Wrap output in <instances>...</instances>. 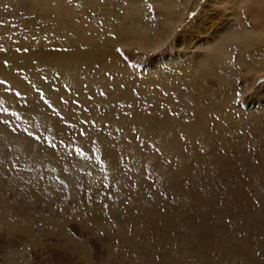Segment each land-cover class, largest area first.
I'll use <instances>...</instances> for the list:
<instances>
[{
	"label": "rangeland",
	"instance_id": "obj_1",
	"mask_svg": "<svg viewBox=\"0 0 264 264\" xmlns=\"http://www.w3.org/2000/svg\"><path fill=\"white\" fill-rule=\"evenodd\" d=\"M50 3L52 6L64 3L73 12L67 11V16H64L65 20L62 22L56 14H52L54 17L51 16L49 21L47 17L51 10L56 11L52 6H37L32 0H0V56L16 49L17 52L19 51L16 52V56L21 59L35 52H39L40 57L45 59L57 57L58 53H61L59 49L66 48L64 41H67L66 38L71 35L72 28L69 26L71 23L80 26L77 28L78 35L75 38L84 39V35L93 36L91 45L100 43L103 46L110 39L115 41L122 37L115 50L107 44L104 51L111 52L110 54L116 52L115 56L121 60L122 67L129 70L133 77H139L134 88L141 89L143 86L139 83L142 84L143 81L145 85H154L157 81L156 86H151V89L159 91L161 95L159 97L148 93V100L151 96L163 100L172 98L174 104L168 106L179 108V96L183 93L190 96L187 98L193 102L195 108L197 107V113L206 110L205 113L213 115L217 123L222 125L220 135L217 131L213 132L215 144H218L224 136L223 132L229 124L228 121H232L237 126L232 131L228 126L233 137L224 136L223 138H227L222 141L229 150L236 144V154L232 150L229 155L237 164H245L244 168L230 171V176H233L230 187L233 188L228 194L235 200L234 209L237 211L231 216L220 214V218L225 216L222 220L217 214L208 216L205 226L207 228L205 233L208 234H205V239L196 238L192 244L187 242L188 238L179 237L180 229L185 225H179L178 229L173 230L168 227L169 220L158 223L161 226L160 230L166 232L163 239L152 233H148L149 237L143 238L138 235L133 225L123 224L119 216L113 215L112 218L106 206L109 196L115 192L119 194L122 192L121 195L128 200H135L129 184L138 176L135 170L131 171L135 166L129 164L124 152L117 154L119 144L109 147L111 153L114 152L113 155L120 158L119 169L114 174H110L107 147L103 150L104 146L93 137L83 140V137L71 136L70 133L74 129L79 128L80 131V127L74 121L70 120L62 126L65 127L63 134L68 137L62 141L60 137L54 135L60 133L61 129V131L53 130L50 124L31 122L29 117L19 114L16 110L9 111L0 103L2 118L24 127L31 134L30 136L39 137L38 140H42L48 148L54 150L50 151V154H45L46 156L43 155L36 162L30 160L23 162L21 160L23 153L17 150L8 164L5 160L6 144L3 149L0 146V264H154L152 257L145 256V252L149 249L154 253V259H164L167 264H175V262L195 264L198 258L195 259L193 251H201L199 249H202L205 256V264H229L227 261L235 258L238 260L237 264H245L246 256L236 250L235 240L247 239L246 233L255 224V220H264V0H50ZM107 3L110 5L106 6ZM149 4L152 6L151 9L148 7ZM247 7L250 9L248 10ZM168 11H172L173 17L166 15ZM131 15L133 19L129 18ZM126 17L130 19V26L127 28V24L125 25L127 30L123 29L122 24L123 18ZM169 17L171 19L168 21ZM33 19L35 23H26ZM67 21L70 23L67 24ZM224 26L229 27L226 32L229 43L224 52L225 56L220 57L215 63L217 73L200 72L201 57L210 56L208 58L210 61L215 58L211 57L207 48L215 41L214 36H223L216 30ZM130 29L132 31L138 29L137 34L149 31L151 43L149 42L146 48L141 47L128 35L127 31ZM245 31L250 34V39L243 35ZM126 41L133 43L127 47L124 44ZM69 44L70 48H73L74 41H69ZM75 48V54L80 52L79 45ZM94 48L95 45L92 49ZM85 58L91 60L88 55ZM28 59L25 60L27 65ZM104 59L90 61L92 64L89 68L93 73L99 70L102 75L112 74L113 77L114 74L107 70L110 66L103 65ZM59 73L62 72L58 70L54 75L55 81L59 80ZM185 76L188 77L187 82L191 83L192 87L185 84L186 86L181 87L182 92L174 88L166 91V86L164 87V84L162 86L164 81L179 86V81ZM96 80L99 81L100 78ZM116 82L114 81L115 84ZM135 90L132 91L134 97L142 99L143 96ZM195 93L200 95H194ZM42 94L36 93L35 96L41 98ZM108 95L107 92L103 93L104 98ZM17 98L23 100L21 95ZM51 101L44 99L48 109L54 106ZM227 101H229L228 105ZM119 102L124 107L127 106L126 108H132L129 102ZM119 102L116 112L128 115V112L124 111L126 108L123 110ZM76 106L81 108L80 103ZM185 111L189 113L188 109L182 110L186 113ZM175 113L173 117L176 116ZM51 114L54 117L60 116V121H62L61 117L64 118V112L56 108ZM131 114H129L130 120L134 121L136 117ZM201 116L198 119H205ZM189 119L193 122L196 119L195 115L190 116ZM131 123L135 125L134 122ZM203 124L207 126L208 122ZM210 125L211 128L215 127ZM119 129L116 127V130L121 131ZM130 130L134 132L133 134H137L134 128ZM193 133L200 136L196 131ZM87 140L91 141V145L86 142ZM61 149L78 151L77 157L73 159L76 170L66 169L65 179H61L59 170L53 166L51 160L52 156L63 152ZM187 153L189 156L195 154ZM248 154L250 158L246 157ZM179 158L181 159V156ZM159 162L149 164L151 169L154 168L153 174L161 172L163 162L162 160ZM230 165L232 166L231 160L227 166ZM143 166L142 163L141 167ZM246 167L250 171L246 172ZM171 172L167 173L169 182L173 177ZM153 174L146 177L147 180L142 179L147 181L145 185L153 184L155 179ZM224 177L226 181L224 182L228 186L231 178L229 175H222L221 180ZM106 178L108 180L111 178V185L108 180L103 183ZM235 178H238L240 183H237ZM186 190L189 195L196 193L191 191V187ZM178 193L179 190L173 189L172 198L175 199ZM115 195L117 196V193ZM178 204L182 214L185 215L188 204L180 199ZM131 205L126 207V212L128 219L133 222L135 211L130 207ZM218 206L216 203V207ZM195 207L193 218H199L202 209L199 205ZM2 213L5 215L2 216ZM134 216L136 217V214ZM244 218L247 223L243 221ZM219 220L224 223L219 225ZM230 224L231 229L227 227ZM213 226H216L214 229L217 231L221 228L220 235L214 236V239L210 231ZM162 240L167 244L166 249L158 248ZM189 244L188 251L179 250L180 247L184 248ZM176 246L177 251L174 249ZM222 248H225V254L219 252Z\"/></svg>",
	"mask_w": 264,
	"mask_h": 264
},
{
	"label": "bare ground",
	"instance_id": "obj_2",
	"mask_svg": "<svg viewBox=\"0 0 264 264\" xmlns=\"http://www.w3.org/2000/svg\"><path fill=\"white\" fill-rule=\"evenodd\" d=\"M32 1L37 6H52L50 0ZM171 3L174 5L173 2ZM174 3L176 4V2ZM109 5L110 4L107 3L106 6ZM52 7H54L56 11L51 10L47 17L49 21L51 20V16L54 17L52 14H56L59 20L62 22L65 20L64 16H67V11L69 13L72 11V9H70L64 3H59L57 6ZM247 9L249 10L250 8L247 7ZM171 12L172 11H168L166 15L173 17ZM129 18L133 19L134 17L131 15ZM129 18H123V29H126V24L127 28L130 26ZM170 19L171 18L169 17L168 21ZM26 23H35V20H28ZM68 23L70 22L67 21V24ZM73 25L72 23L69 25L72 28L71 35L66 38L67 41H64L66 48L59 49L61 53H58L57 57H48L45 59L44 57H40L39 52H35L30 56L27 55L29 57V59L26 57L29 61V64L27 65L26 58L21 59L16 56V49L13 52L0 56V103L4 104V108L8 109L9 111L16 110L19 114L29 117L31 122L35 121L37 124L42 122V125L50 124L52 125L51 127L54 128L53 130L61 129L62 131L60 130V133L57 132L54 133V135L58 138L60 137L62 141L67 137L66 134V136L63 134L65 133V127L62 126L70 120L74 121L77 126L80 127V131L79 128L78 130L74 129L70 133L71 136L81 138L83 137V140L93 137L104 146L103 150L107 147V157L109 159L108 161L110 162L108 170L111 171L110 174H114V172H117V169H119L120 158L115 157V155H113L114 152L111 153L112 151L109 150V147L119 144L117 148L118 150H116L117 154L119 152H124L123 154L129 160V164H133L135 166V168H132L131 171L134 172L135 170L138 176L136 180L134 179L135 183H133L134 180H131V183L129 184L131 188L130 191L133 193L132 197L135 200H128V198H125L124 195H121L122 192L120 194L115 192L109 196L110 198H108L109 200L106 203V206L112 218H114V216H119V219L123 224H126L127 226L133 225V227H136L135 229L139 236L147 238L149 237L147 236L148 233H152V235H157L163 239V237L166 236V232H162V229L160 230L161 226L158 223H165L166 220H169L170 224L168 227L173 230L178 229L179 225H185L180 229L179 237L182 239L188 238L187 242H190V244H192L193 240L196 238L205 239V234H208L207 232L205 233V229H207L205 226L208 222L206 218L208 216L211 217L213 214H217L219 219L222 220L225 216L220 218V214L231 216L237 211L234 209L235 200H233L230 194H228V192L231 193L233 188L230 187L231 182H233V176H230V171L233 169L236 170V168H244L245 164H237L229 155L232 150L234 151L233 153L236 154V144L232 148L230 147V151L227 149L225 142H222L227 138H223L224 136L228 135L230 138L233 137V133L229 132L228 126H230L231 131L237 126L234 125L232 121H228L229 124L223 132L224 136L221 137L222 139H220L218 144H215L216 140L213 137V132L217 131L219 134V131L222 130V125L217 123V119L213 118V115H211V117L209 113H205L206 110H204V112L199 111L197 113V107L195 108L193 106V102L187 98L190 96L185 95V93L181 94L179 96V106L181 108H171L168 105L171 106L174 104L172 98H166L165 100H163V98L160 99V92L151 89V86H156L157 81L154 85H145L143 81L142 84L140 82L139 85H142L143 87L145 85L144 89L143 87H141V89L134 88V85H136L135 82H137V80L139 81V77H133V74L129 70L124 69L125 67H122V64H120L122 62L119 58H117V56H115V51V53L112 54H110L111 52L107 53L104 51V47H107L105 46L107 44L110 47L112 46L115 50L116 46L120 43L119 41L122 40L121 36V38H118L115 41H111V39L108 40V43L103 46L100 45V43H95L94 45L96 48L92 49L94 46L91 45L93 36L90 35L91 37H88L87 35H84V39L75 38L77 37L76 35H78L77 28L80 26L77 27L74 25V27ZM132 29L127 31L129 32L128 35L133 37L135 39L134 41H137L141 47L146 48V45H149V42L151 43L149 40V37H151L149 31L142 34H137L138 29H135V31H132ZM217 29L218 30L216 31L220 32L221 35L223 34V36H214L215 41H213V43L207 48L209 49V54L211 57H215L213 59L214 62H212L213 60L210 61L208 59L210 56L201 57L199 67L200 72L211 71L217 73L215 63L220 59V57L225 56L224 52L226 51V46L229 43V37L226 36V32L229 30V27L224 26ZM216 31L215 33H218ZM243 35L250 39V34L247 31H245ZM71 40L74 41L73 48H75L76 45H79L80 47V52L77 54L74 52L76 48H70L69 41ZM5 43L7 45H11L9 42ZM132 43V41L124 42L127 47L131 46ZM17 53H19V51ZM86 55H88L89 59H91L90 61L105 58V63H103V65L108 64L110 67H107V70L109 73H113L114 76L112 77V74L102 75L99 70H95L93 73L92 69L89 68L92 63L88 61L87 58H85ZM58 70H60L62 73H59V80L55 81L56 79L54 75ZM48 74L49 76L47 77ZM97 78H100V80L97 81ZM110 78L112 81H110ZM187 80V76L182 78V80H180L178 83L179 86H176V83L168 84L167 81H164L162 86L163 84L164 87L166 86V91L172 90L174 88L182 92L181 87L185 84L192 87V84L188 83ZM114 81H117L116 84ZM44 89H46L45 92ZM134 89H136L135 91L139 92L143 96L142 99L134 97V94H132ZM17 92L20 93L23 100H19L17 98ZM104 92L109 94L106 98L103 97ZM36 93H43L42 97H44H37L35 96ZM148 93H150V95H158L159 97L151 96L148 100ZM197 94L199 93H195L194 95ZM61 98H63V100L67 101L68 103L64 104ZM44 99H46V101L52 100L51 103L54 104L53 107L61 112H64V118L61 117L62 121L59 119L60 116L54 117L51 114V112L54 111V108L51 107L52 109H48ZM74 101L81 104L80 109L76 106L77 103H74ZM119 101L131 103L132 108H126L127 106L124 107V105ZM118 102L119 106H121L123 110L126 108L124 111H127L128 115L121 114L119 111H117L118 113L116 112ZM226 103L228 105L229 101ZM211 104L213 105L212 102ZM183 109H188L189 113L186 111V113L182 112ZM174 112H176V116L173 117ZM129 114L136 117L133 119L134 121L130 120ZM192 115H195L196 118L193 122L189 119V117ZM200 116L201 118L205 119H198ZM26 119L28 121V118ZM84 119H87V121ZM8 120L0 116V146H2L1 148L3 149L6 144V163L9 164L11 162V157L16 154V152H18L17 150L22 151L21 153H23V156L21 160L23 162L28 160L36 162L40 160L43 155L50 154L54 151L48 148L47 144H44L42 140H37L36 138L30 136L24 127H20L14 122H10V120L7 122ZM130 121L134 122L135 125H133ZM207 122V126L203 124ZM210 124L215 125V127L211 128ZM116 127H119V130L121 131L116 130ZM132 128H134V131L137 134H133L134 132L130 130ZM194 131L200 133V136H196L193 133ZM86 142L90 143L91 145V141L87 140ZM109 143L111 144L109 145ZM183 143L185 144L184 147ZM190 147L191 149L189 150ZM60 148L62 147L60 146ZM61 151L63 152L60 155L58 153L55 154L56 156H52L51 160L53 166L59 170L61 179H65V170L75 168L73 159L77 157L76 152L78 151L67 149H61ZM187 152L195 154L189 156ZM179 156H181V159L183 157V160H181ZM122 157L124 156L122 155ZM246 157L250 158V154H248ZM140 160L144 164L143 167H141L142 163ZM159 160H162L163 162L161 172L153 174L152 170L154 168L151 169L149 164L152 162H159ZM230 160L232 161V166H227ZM234 162L235 166L233 164ZM245 170L246 172L247 170L250 171L249 168ZM170 171L173 172H171L173 174L171 182H169L167 179L169 178L167 177V173ZM76 174H78V172ZM152 174L153 177H155L153 184L149 186L145 185L147 181L145 182V180L142 179H146V177L151 176ZM180 175L183 177H180ZM222 175H229L231 178L230 184L228 186L225 183V177L223 180H221ZM235 179L237 183H240L238 178ZM107 180L108 178L104 179L103 183L105 184ZM108 183L111 185V178L108 180ZM188 187H191V191H195L196 193L193 192L189 195L186 190ZM122 189H120V191H122ZM173 189L180 191V193L175 195L178 199L172 198ZM116 193L117 196L115 195ZM227 198L230 200H227ZM113 199H115V201H113ZM179 199L180 201L183 200L186 204H188L185 210V215L184 213L182 214L181 210L179 209ZM126 202H128L127 205ZM216 203L219 205L218 207H216ZM129 204H132L130 207H133V211L136 212L133 214V222L128 219V213L126 212V207H128ZM195 205L197 207L199 205V207L202 209L200 213L201 217L199 218H193L195 214ZM219 210L225 212H220ZM255 213L257 214V212ZM135 214L136 217L134 216ZM1 215L4 216L5 214L2 213ZM221 220L218 221L220 223L219 225L224 223L220 222ZM243 221L245 222V218ZM255 221V224L249 228V234L246 233L248 236L247 239L245 238L243 241L235 240L234 244L236 250L240 251L246 256L245 264H264V257H262L264 256V220ZM230 226L232 225H227L229 229H231ZM215 227L213 226V228L210 229L213 239L214 236L220 235L219 231L221 228H218L219 231H217L214 229ZM235 232L238 233L236 230ZM176 234L178 236V233ZM215 239H217V237H215ZM190 244L186 245L184 248L179 246V250L188 251L190 249ZM165 246H167V244L162 240L159 243L158 248L163 249ZM166 248L167 247L164 249ZM174 249L177 251V246L176 248L174 247ZM199 250L201 251L196 250L194 252L191 250L193 251V255H195V259L198 258V262L195 264H205V256L203 255L202 249ZM219 252L225 254V248L220 249ZM146 255H148V258H153L154 264L166 263L164 259H154L155 255L152 253V251H150V249L145 252V256ZM227 262L229 264H237L238 260L235 258L233 260H228ZM175 264L180 263L175 262Z\"/></svg>",
	"mask_w": 264,
	"mask_h": 264
},
{
	"label": "snow or ice",
	"instance_id": "obj_3",
	"mask_svg": "<svg viewBox=\"0 0 264 264\" xmlns=\"http://www.w3.org/2000/svg\"><path fill=\"white\" fill-rule=\"evenodd\" d=\"M148 7L151 9V7H152L151 4H149ZM118 51H119V49H118ZM38 91H39V90H38ZM16 95L19 96L20 93L17 92ZM61 99H62V102H63L64 104H67V103H68L67 101H64L63 98H61ZM74 103H78V102L74 101ZM29 135H31V134H29ZM36 139L38 140L39 137H36ZM52 147H55V145H52ZM81 155H83V153H81ZM61 183H63V181H61Z\"/></svg>",
	"mask_w": 264,
	"mask_h": 264
}]
</instances>
